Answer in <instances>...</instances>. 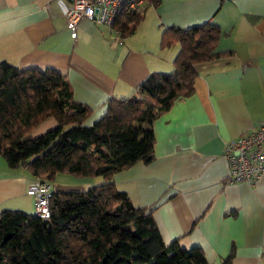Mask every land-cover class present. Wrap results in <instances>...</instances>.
Here are the masks:
<instances>
[{
    "label": "crops",
    "instance_id": "0c3cea01",
    "mask_svg": "<svg viewBox=\"0 0 264 264\" xmlns=\"http://www.w3.org/2000/svg\"><path fill=\"white\" fill-rule=\"evenodd\" d=\"M67 0H0V62L20 68L55 67L73 98L91 108V124L110 97L128 96L152 72H169L179 45L160 48L168 26L212 19L218 50L233 55L196 65L189 96L152 121L153 159L113 174L136 206H152L163 241L199 246L221 264L235 244L232 264H264V175L255 185L228 182L224 144L264 122V0H159L126 37L82 18L71 37ZM33 179L0 156V210L33 213L26 193ZM53 190L79 187L52 184ZM91 187V186H90Z\"/></svg>",
    "mask_w": 264,
    "mask_h": 264
},
{
    "label": "trees",
    "instance_id": "16d2710c",
    "mask_svg": "<svg viewBox=\"0 0 264 264\" xmlns=\"http://www.w3.org/2000/svg\"><path fill=\"white\" fill-rule=\"evenodd\" d=\"M158 1L147 0V7ZM144 12L121 14L113 28L128 36ZM220 38L212 19L164 28L159 47L179 45L172 70L150 73L128 96L110 97L104 114L88 126L91 108L73 98L60 70L0 62V156L8 167L49 182L58 173L103 178L85 190H53L47 219L0 210V264H209L199 246L166 244L154 208L134 205L113 174L151 162L152 121L193 92L196 64L233 55L217 49ZM46 119L54 126L29 137ZM234 255L232 243L221 264H232Z\"/></svg>",
    "mask_w": 264,
    "mask_h": 264
},
{
    "label": "built area",
    "instance_id": "2783aa9c",
    "mask_svg": "<svg viewBox=\"0 0 264 264\" xmlns=\"http://www.w3.org/2000/svg\"><path fill=\"white\" fill-rule=\"evenodd\" d=\"M64 10L71 37H76V24L88 19L97 24L112 28L123 13L142 14L147 0H67ZM223 156L228 162V182H244L255 185L264 175V122L249 133L227 141ZM26 193L33 198V214L40 218L50 217V198L53 188L49 181L33 178L27 185Z\"/></svg>",
    "mask_w": 264,
    "mask_h": 264
},
{
    "label": "rangeland",
    "instance_id": "374dc122",
    "mask_svg": "<svg viewBox=\"0 0 264 264\" xmlns=\"http://www.w3.org/2000/svg\"><path fill=\"white\" fill-rule=\"evenodd\" d=\"M197 65V64H196ZM54 121L52 119H46L42 121L40 124H38L32 132L29 134V137H35L38 136L39 134L45 132L49 128L54 126ZM92 124V123H91ZM91 124H86L84 125H91ZM103 181V178L101 176H94V177H80V176H74L72 174H66V173H58L55 176V179L52 180V184H58V185H67L69 184L70 186L72 184H77L79 182V187H65V188H59L61 190H70V189H87L90 186L99 184Z\"/></svg>",
    "mask_w": 264,
    "mask_h": 264
}]
</instances>
